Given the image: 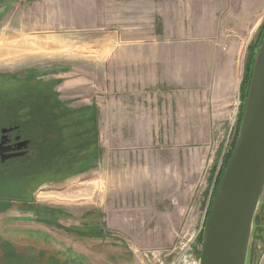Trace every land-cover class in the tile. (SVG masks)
Returning <instances> with one entry per match:
<instances>
[{"label":"rangeland","instance_id":"obj_1","mask_svg":"<svg viewBox=\"0 0 264 264\" xmlns=\"http://www.w3.org/2000/svg\"><path fill=\"white\" fill-rule=\"evenodd\" d=\"M3 2L7 6L6 13L0 15V21H4L0 24V70L23 79L26 92H37L46 107L54 101L79 107L84 96L87 102V98L95 95L98 37L113 36L115 29L136 23L146 26V30H151L150 26L159 30L161 18L176 23L180 17L181 23L186 22V25L200 20L203 23L204 11H217L224 47L237 49V109L230 118L225 115L221 122L211 124L207 142L185 144V151L195 157L194 171L189 177L195 189L185 204L184 215L173 237L162 238L163 242L158 243L162 246L155 244L147 251H137L132 243L134 238L119 237L104 230L97 205L104 179L102 171H97L94 135L83 141L77 139L79 148L75 151L69 148L68 137H65L57 155L47 153L45 160L50 159L52 163L43 166L36 176L40 187L33 195L39 206L36 218L30 216L31 207L21 208L15 203L20 185H16L17 182L8 183L9 202L0 208V264H93L95 237L102 230L106 240L115 241L125 250L122 257L127 254L126 260H134V256L142 254L148 264H180L177 261L185 254L183 259L186 258L185 262L188 259V264L198 262L210 197L236 135L247 70L264 33V0ZM134 19L136 22H131ZM246 27L249 37L240 41V33H246ZM91 107L95 110V104ZM89 127L92 132L91 122ZM176 160L172 157V162ZM50 178L51 181L46 180ZM48 187L52 191L43 192ZM70 239L72 245L68 246ZM263 254L264 189L253 220L246 264H261Z\"/></svg>","mask_w":264,"mask_h":264},{"label":"crops","instance_id":"obj_2","mask_svg":"<svg viewBox=\"0 0 264 264\" xmlns=\"http://www.w3.org/2000/svg\"><path fill=\"white\" fill-rule=\"evenodd\" d=\"M203 16L190 25L161 18L159 30L128 24L98 37L96 93L79 102L90 114L95 104L104 230L134 238L137 251L173 237L182 220L195 189L189 180L195 157L185 144L207 142L211 124L237 109V49L224 47L216 10ZM240 34L247 40V27ZM104 230L95 237L91 263L148 264L142 254L122 257L125 250L106 240Z\"/></svg>","mask_w":264,"mask_h":264},{"label":"water","instance_id":"obj_3","mask_svg":"<svg viewBox=\"0 0 264 264\" xmlns=\"http://www.w3.org/2000/svg\"><path fill=\"white\" fill-rule=\"evenodd\" d=\"M264 189V33L244 89L237 135L211 199L198 264H246Z\"/></svg>","mask_w":264,"mask_h":264},{"label":"flooded vegetation","instance_id":"obj_4","mask_svg":"<svg viewBox=\"0 0 264 264\" xmlns=\"http://www.w3.org/2000/svg\"><path fill=\"white\" fill-rule=\"evenodd\" d=\"M3 1L0 0V15L6 13L7 5ZM7 18L5 23L8 25ZM38 95L32 90L26 92L23 79L0 70V208L9 202L8 183L17 182L16 185H20L15 203L21 208L31 207L33 218L39 214V206L33 197L37 187L40 188L36 176L43 166L52 163L50 159L45 160L47 153L57 155L60 146H64L65 137L73 150L78 147L77 139L83 141L93 135L96 149L98 145L95 110L90 114L80 106H65L59 101L46 107ZM90 122L94 126L92 132ZM49 191H52L51 187L43 192Z\"/></svg>","mask_w":264,"mask_h":264},{"label":"trees","instance_id":"obj_5","mask_svg":"<svg viewBox=\"0 0 264 264\" xmlns=\"http://www.w3.org/2000/svg\"><path fill=\"white\" fill-rule=\"evenodd\" d=\"M264 31V30H263ZM262 37V36H261ZM261 39V38H260ZM251 63H252V61H251ZM251 65V64H250ZM249 70H250V67H248V72H247V74L249 75ZM247 80H248V76H247ZM247 83V82H246ZM242 107V106H241ZM240 116H241V110H240ZM239 120H240V118H239ZM238 125H239V121H238ZM238 125H237V129H236V135H237V130H238ZM236 135H235V137H236ZM235 137H234V139H233V141H232V144H231V148H232V146H233V144H234V141H235ZM231 148H230V151H231ZM230 151L228 152V154H226L225 155V158H224V162H223V166L225 165V162L227 161V159H228V157H229V154H230ZM222 174V171H219V175H221ZM220 180V179H219ZM219 181H218V179H216L215 180V186L217 187V183H218ZM216 187H214L215 189H216ZM215 189H214V191H215ZM214 191L212 192V195H211V197H210V202H211V199H212V197H213V195H214ZM210 202H209V205H208V210H209V206H210ZM208 213V212H207Z\"/></svg>","mask_w":264,"mask_h":264},{"label":"built area","instance_id":"obj_6","mask_svg":"<svg viewBox=\"0 0 264 264\" xmlns=\"http://www.w3.org/2000/svg\"><path fill=\"white\" fill-rule=\"evenodd\" d=\"M184 256H185V254H182L180 257H179V260L177 261V263H180V264H185V263H187L188 264V259L186 260V262H185V259H183L184 258ZM191 264H198V262H193V263H191Z\"/></svg>","mask_w":264,"mask_h":264},{"label":"bare ground","instance_id":"obj_7","mask_svg":"<svg viewBox=\"0 0 264 264\" xmlns=\"http://www.w3.org/2000/svg\"><path fill=\"white\" fill-rule=\"evenodd\" d=\"M185 264H187V263H185Z\"/></svg>","mask_w":264,"mask_h":264}]
</instances>
